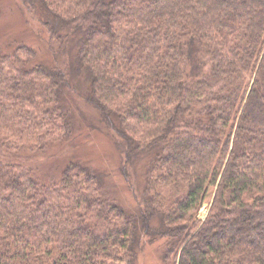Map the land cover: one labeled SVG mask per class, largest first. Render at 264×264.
I'll return each mask as SVG.
<instances>
[{"label":"trees","instance_id":"16d2710c","mask_svg":"<svg viewBox=\"0 0 264 264\" xmlns=\"http://www.w3.org/2000/svg\"><path fill=\"white\" fill-rule=\"evenodd\" d=\"M16 6L33 40L0 42V264H264V0ZM76 132L111 139L130 200Z\"/></svg>","mask_w":264,"mask_h":264},{"label":"rangeland","instance_id":"374dc122","mask_svg":"<svg viewBox=\"0 0 264 264\" xmlns=\"http://www.w3.org/2000/svg\"><path fill=\"white\" fill-rule=\"evenodd\" d=\"M16 5L17 0H0V36L2 35V33L4 34L3 39H1L0 37L1 43H3L4 39L6 40L9 36L14 35L12 37H15L19 36L22 33L25 37L28 36L29 39L33 40V33L31 30H29L27 25H25V22L23 23V15L18 9L19 7H17ZM33 45L34 47H39V41L35 39ZM44 49L45 48L43 47V45L40 44L38 50L42 53L45 52ZM80 106L82 110H84L85 112H89L86 106H83L82 104H80ZM81 113L83 114L82 116H84V113ZM85 118L86 120L90 119L89 115L87 114ZM81 125L83 128L84 124L80 123V126ZM78 135L79 133L75 135L76 141L74 142V145L76 146L75 151H79V156L82 160L81 162L86 161L88 165L92 166L93 168L95 167V169L97 168V171L99 172L104 171L107 168H102L103 166H100V162L105 164V166L108 165V168H111L108 174L110 177V184H112L113 189L116 191L118 190V192L121 193L122 196H124V199L130 200L131 194H128L125 191L126 183L124 179H122V177H119L120 175L117 172L118 154L116 151V153H114L115 148L111 139L106 136L103 132H92L91 134H87L84 139V136H82L81 138L78 137ZM126 194L127 197L125 196ZM210 198L211 195H209L205 199V201L202 203V206L197 211L198 218H203L207 214ZM153 248V246H147L146 248H144L143 253L139 257L138 264H160V262H157L158 260L156 259V257L153 258V256L151 255Z\"/></svg>","mask_w":264,"mask_h":264}]
</instances>
